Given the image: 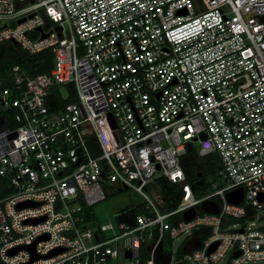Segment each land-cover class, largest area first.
I'll list each match as a JSON object with an SVG mask.
<instances>
[{
	"label": "built area",
	"instance_id": "obj_1",
	"mask_svg": "<svg viewBox=\"0 0 264 264\" xmlns=\"http://www.w3.org/2000/svg\"><path fill=\"white\" fill-rule=\"evenodd\" d=\"M3 41L53 61L12 65L0 89V264L28 263L33 243L30 264H139L146 244L154 264L185 234L183 260L264 264V228L245 219L264 208V0H0ZM193 142L220 163L201 197L183 164ZM107 182L141 210L93 222Z\"/></svg>",
	"mask_w": 264,
	"mask_h": 264
},
{
	"label": "trees",
	"instance_id": "obj_2",
	"mask_svg": "<svg viewBox=\"0 0 264 264\" xmlns=\"http://www.w3.org/2000/svg\"><path fill=\"white\" fill-rule=\"evenodd\" d=\"M53 61V54L50 50H44L35 54H29L22 50L19 46L13 45L9 41H3L0 43V89L11 86V80L9 76V70L12 65L17 64L23 67L29 75H36L39 73H48L51 69ZM54 95V92H52ZM74 99L67 98L66 100H58L59 104L67 103ZM9 126H11V121L7 119ZM193 151V152H192ZM188 154V155H187ZM187 157L184 158V170L186 173L187 182L194 185L195 180L198 178H204L209 172L216 171L220 169V163L215 154H209L206 156H199L196 150H191L187 152ZM200 157H208L206 162L200 163L198 159ZM215 164V165H214ZM214 165V166H213ZM214 173V172H213ZM157 184L159 185L161 191L169 201H176V194L179 191V187L174 184L169 183L165 179H158ZM171 206L172 204L169 203ZM206 209L202 207H197V212L211 211L210 206L205 204ZM140 208L131 209L124 214H133L139 212ZM121 215V216H122ZM120 216V217H121ZM197 234V233H196ZM201 237L202 232L198 233ZM171 244V239L164 237L161 242V246L157 248L154 253L153 263L154 264H170V250L168 248ZM148 249L149 246L143 245L140 253V263L144 264L148 259ZM189 251V248L185 246L179 247L177 251L176 264H187L186 260H183V256Z\"/></svg>",
	"mask_w": 264,
	"mask_h": 264
},
{
	"label": "rangeland",
	"instance_id": "obj_3",
	"mask_svg": "<svg viewBox=\"0 0 264 264\" xmlns=\"http://www.w3.org/2000/svg\"><path fill=\"white\" fill-rule=\"evenodd\" d=\"M65 93V90H63ZM193 150H196L198 147V142H193ZM193 152V151H192ZM188 155V154H187ZM185 155V157H187ZM184 157V158H185ZM208 157H200L198 161L200 163L206 162ZM215 165V164H214ZM213 165V166H214ZM217 171V170H216ZM215 170L209 172L204 178H198L195 180L194 187L196 189L197 197L204 196L207 193L212 191L211 183L216 180ZM103 190L105 198L96 204H94L90 211L92 213L93 222H113L116 223L118 218L125 212L137 208L145 203L143 197L132 188H122L119 189L116 185L110 184L109 182L103 184ZM247 222H253L255 228H264V208L254 210L253 216L245 218ZM232 223H237V227L242 223L239 220H232ZM231 224V223H230ZM192 235L187 236L182 235L176 239L171 240L168 248L171 252V264H176L177 260V251L179 247H183L187 241L191 238ZM193 240V239H192ZM229 254H227L219 264H225L229 259ZM115 264H122L117 262ZM187 264H194L191 260L187 261ZM246 264H259L248 262Z\"/></svg>",
	"mask_w": 264,
	"mask_h": 264
},
{
	"label": "water",
	"instance_id": "obj_4",
	"mask_svg": "<svg viewBox=\"0 0 264 264\" xmlns=\"http://www.w3.org/2000/svg\"><path fill=\"white\" fill-rule=\"evenodd\" d=\"M33 14H30L29 17H31ZM12 44L16 46V42L15 41H12ZM200 139H204L205 138V135L204 134H200L199 136ZM196 140V138L194 139ZM188 149L190 150L191 149V146L188 147ZM264 196H261V199L263 198ZM225 198L227 199L228 202H231V203H238L241 201L242 199V188L239 187V188H236L232 191H229L225 194ZM192 217V215H189V216H185L186 219H190ZM40 239V238H39ZM216 242H214L208 251H212L215 246H216ZM34 243L31 245V247H29V250L32 252V256H31V259L28 263L26 264H30L34 259L38 258L39 256L34 254ZM18 248L14 249V250H11L9 253H14ZM62 249H56L50 253H48L45 257H48V256H51L53 254H56L57 252L61 251ZM128 254V253H127Z\"/></svg>",
	"mask_w": 264,
	"mask_h": 264
}]
</instances>
